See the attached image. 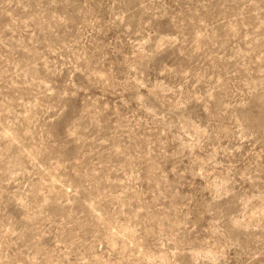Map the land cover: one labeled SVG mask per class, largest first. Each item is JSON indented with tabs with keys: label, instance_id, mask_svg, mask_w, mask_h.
<instances>
[{
	"label": "rangeland",
	"instance_id": "374dc122",
	"mask_svg": "<svg viewBox=\"0 0 264 264\" xmlns=\"http://www.w3.org/2000/svg\"><path fill=\"white\" fill-rule=\"evenodd\" d=\"M0 264H264V0H0Z\"/></svg>",
	"mask_w": 264,
	"mask_h": 264
}]
</instances>
